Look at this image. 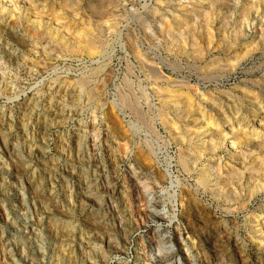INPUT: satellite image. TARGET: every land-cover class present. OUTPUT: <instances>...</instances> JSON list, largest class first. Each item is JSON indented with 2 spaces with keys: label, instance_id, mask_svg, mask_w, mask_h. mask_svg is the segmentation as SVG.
I'll list each match as a JSON object with an SVG mask.
<instances>
[{
  "label": "rangeland",
  "instance_id": "374dc122",
  "mask_svg": "<svg viewBox=\"0 0 264 264\" xmlns=\"http://www.w3.org/2000/svg\"><path fill=\"white\" fill-rule=\"evenodd\" d=\"M263 21L264 0H0V264H264Z\"/></svg>",
  "mask_w": 264,
  "mask_h": 264
},
{
  "label": "bare ground",
  "instance_id": "6f19581e",
  "mask_svg": "<svg viewBox=\"0 0 264 264\" xmlns=\"http://www.w3.org/2000/svg\"><path fill=\"white\" fill-rule=\"evenodd\" d=\"M233 3H234V2H233ZM235 4H236V3H235ZM195 13H196V12H195ZM199 19H200V18H199ZM217 19H218V18H217ZM221 19H222V18H221ZM225 20H227V19L225 18ZM223 22H224V21H223ZM263 22H264V21H263ZM235 23H236V22H235ZM205 24H206V23H205ZM226 28H227V27H226ZM263 31H264V30H263ZM232 32H233V31H232ZM237 33H238V32H237ZM234 34H235V33H234ZM224 35H225V34H224ZM224 35H223V36H224ZM225 36H226V35H225ZM227 36H228V35H227ZM223 38H224V37H223ZM225 38H226V37H225ZM228 38H229V37H228ZM229 39H230V38H229ZM236 39H237V38H236ZM237 40H238V39H237ZM238 42H240V41H238ZM221 43H222V42H221ZM229 46H231V45H229ZM229 46H227V52H229V53H233V52H230L231 50H233L232 48L228 49ZM233 46H234V45H232V47H233ZM224 50H225V49H224ZM248 55H249V54H248ZM244 59H245V58H244ZM237 60H239V61H238V65L243 61L242 57H241V58H236V63H237ZM234 62H235V61H234ZM228 64H229V63H228ZM234 65H235V64H234ZM211 69H212V68H211ZM261 75H262V74H261ZM3 78H4V77H3ZM86 81H87V80H83V79H81V80L78 82V84H76L77 88H78L80 91H82L83 89L85 90V87H86ZM87 82H88V81H87ZM75 83H76V82H75ZM82 93H83V92H82ZM86 93H87V92H86ZM171 93H172V92H171ZM87 94H88V93H87ZM248 94H249V93H244V92H243V95L250 99V98H251V95H248ZM180 95H181V94H180ZM203 95H204V94H203ZM203 95H201V97H202ZM243 95H242V96H243ZM170 96H171V95H170ZM173 97H176V99H178V98H179V95H178V96H173ZM182 98H184V99L186 98V99H187V97H184V96H181V100H182ZM88 99H89V98H88ZM168 99H169V98H168ZM179 99H180V98H179ZM179 99H178V100H179ZM189 99H191V97H190ZM189 99H188V100H189ZM203 99H204V98H203ZM203 99H201L202 102L204 101ZM205 99H206V98H205ZM252 99H253V98H252ZM255 99H256V98H255ZM169 100H170V99H169ZM172 100H173V99H172ZM193 100H194V99H193ZM208 100H209V99H208ZM174 101H175V100H174ZM182 101H183V100H182ZM184 101H185V100H184ZM189 101H190V100H189ZM246 101H247V100H246ZM169 102H170V101H169ZM176 102H177V100H176ZM185 102H186V101H185ZM185 102H184V103H185ZM190 102H191V101H190ZM190 102H189V103H190ZM204 102H207V101H204ZM173 103H174V102H173ZM207 103H208V102H207ZM171 104H172V102L170 103L169 106H172ZM178 104H179V103H178ZM211 104H212V103H211ZM213 104H214V103H213ZM250 104H251V103H250ZM164 105H165V104H164ZM186 105H188V104H186ZM165 106H166V105H165ZM169 106H168V107H169ZM183 106H185V105H183ZM211 106H212V105H211ZM218 106H219V105H218ZM172 107H175V106H172ZM172 107H171V108H172ZM176 107H179V106H176ZM180 107H181V106H180ZM186 107H187V106H186ZM171 108H170V109H171ZM212 108H214V105L212 106ZM216 108H217V107H216ZM259 108H260V109H261V108H264V106H263V105H260ZM175 109H176V108H175ZM178 109H179V108H178ZM180 109H182V108H180ZM189 109H190V107H189ZM219 109H220V107L218 108V110H219ZM182 110H185V111L190 112L189 110H186V109H182ZM178 112H180L182 115L184 114V113H182L183 111H182V112H181V111H178ZM188 112H187V113H188ZM216 112H217V111H216ZM180 113H179V114H180ZM187 113L185 112L186 116L189 115V113H188V115H187ZM137 114H138V113H137ZM160 115L163 116V113L160 114ZM165 116H166V115H164V117H165ZM184 116H185V115H184ZM199 116H200V115H199ZM164 117L162 118L163 120H164ZM180 117H181V115H180ZM211 118H212V117H211ZM165 119H166V117H165ZM202 119H203V118H202ZM166 120H167V119H166ZM210 120L213 121L214 119H210ZM167 121H169V120H167ZM162 123H163V122H162ZM169 124H170V123H169ZM172 124H173V123H172ZM192 124H193V123H192ZM211 124H213V123H209V128L212 127ZM165 125H166V124H165ZM174 125H175V123H174ZM174 125H173V126H174ZM166 126H168V125H166ZM173 126H171V127H173ZM177 127H178V126L175 125V128H176L175 130H177V129L179 128V127H178V128H177ZM169 128H170V127H169ZM180 128H181V130H182V127H180ZM180 128H179V129H180ZM172 130H174V127H173ZM175 130H174V131H175ZM181 130H178V131L182 132ZM185 130H186V131H184V132H185L186 134L183 133V135H182V134L180 133L181 136L179 135V136H180V139H181L182 142L186 141V139L188 140V138L185 137L186 135L191 136V138H189V139L194 140V141H195V140H198V139L200 138V132H199V131L191 132V131H189L188 129H185ZM202 130H203V129H202ZM176 133L179 134V132H177V131H176ZM176 135H177V134H176ZM176 135H175V136H176ZM184 135H185V136H184ZM177 136H178V135H177ZM189 136H188V137H189ZM193 136H194V137H193ZM236 137H237V136H236ZM178 139H179V137H178ZM233 139H234V138H233ZM237 140H238V139H237ZM237 140H236V141H237ZM246 140H247V139H245V138H243V137H242L241 139H239V142H241L240 145L244 144V143L246 142ZM236 143H237V142H236ZM237 144H239V143H237ZM245 144H246V143H245ZM262 149H263V148H262ZM208 153H209V152H208ZM193 156H194V155H193ZM249 156H250V155H249ZM260 156H261V155H260ZM196 157H197V156H196ZM201 158H202V157L197 158V161H198V160H201ZM193 161H194V159H193ZM195 161H196V160H195ZM197 161H196V162H197ZM218 162H219V161H218ZM218 164L220 165V163H218ZM187 165H188V164H187ZM217 166H218V165H217ZM261 166H262V165H261ZM227 167H228V166H227ZM190 169H191V168H190ZM216 173H217V172H216ZM216 173H214V174H216ZM259 173H260V172H259ZM257 174H258V172H257ZM204 177H205V176H204ZM210 182H211V181H210ZM218 182H219V180H218ZM219 183H220V182H219ZM185 194H186V193H185ZM185 194H184V195H185ZM187 202H188V201H187Z\"/></svg>",
  "mask_w": 264,
  "mask_h": 264
}]
</instances>
